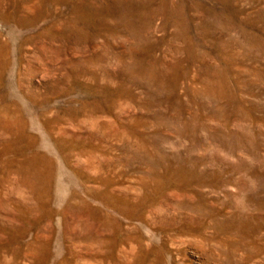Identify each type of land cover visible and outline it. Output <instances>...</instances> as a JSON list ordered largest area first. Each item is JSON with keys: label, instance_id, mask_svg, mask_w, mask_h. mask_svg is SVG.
I'll return each instance as SVG.
<instances>
[{"label": "rangeland", "instance_id": "1", "mask_svg": "<svg viewBox=\"0 0 264 264\" xmlns=\"http://www.w3.org/2000/svg\"><path fill=\"white\" fill-rule=\"evenodd\" d=\"M0 264H264V0H0Z\"/></svg>", "mask_w": 264, "mask_h": 264}]
</instances>
